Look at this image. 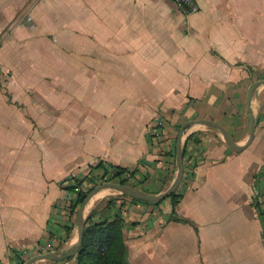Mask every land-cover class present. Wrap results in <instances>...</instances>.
Here are the masks:
<instances>
[{"label":"crops","instance_id":"crops-1","mask_svg":"<svg viewBox=\"0 0 264 264\" xmlns=\"http://www.w3.org/2000/svg\"><path fill=\"white\" fill-rule=\"evenodd\" d=\"M197 1L184 14L171 0H0V264H16L18 249L29 260L55 236L59 256L74 250L77 223L56 206L69 180L101 162L161 193L176 177L184 122L214 120L247 142V94L264 78V0ZM252 111L254 140L240 152L211 127L185 129L196 165L175 213L170 198L115 193L84 218L124 220L129 264H264V84ZM158 118L161 143L150 135Z\"/></svg>","mask_w":264,"mask_h":264},{"label":"trees","instance_id":"trees-1","mask_svg":"<svg viewBox=\"0 0 264 264\" xmlns=\"http://www.w3.org/2000/svg\"><path fill=\"white\" fill-rule=\"evenodd\" d=\"M187 147L184 148V162L187 163ZM105 163L101 162L97 167L104 165ZM130 169L117 167L116 177L121 176ZM136 170H130V175L134 176ZM115 177V178H116ZM188 175L185 174L183 180L186 182ZM77 185L80 184V181L76 178H73ZM121 183L127 184L128 179H120ZM129 184V183H128ZM75 186L66 187L68 189H74ZM89 192H79L78 199L74 205L77 213L86 199ZM184 190L178 188L170 197L173 211L178 206L181 198L183 197ZM262 194V192L260 193ZM126 196L125 194H121ZM116 196L109 197L108 200L102 201V204L109 206L113 203ZM166 198V199H168ZM133 201H140L145 203H151L149 201H144L141 199L132 198ZM161 203V202H159ZM255 203L261 207V203L255 201ZM262 208V207H261ZM95 211H92L87 218L86 226L84 229V237L82 244L80 246L79 252L77 254L76 262L77 264H129L128 261V246L125 241L124 232H123V223L124 220L117 215L115 218L110 219L108 217L103 218L100 221L94 220ZM262 220L264 222V208L260 210ZM173 220H180V218L174 217ZM70 232V227H66V235ZM67 237V236H66Z\"/></svg>","mask_w":264,"mask_h":264},{"label":"water","instance_id":"water-1","mask_svg":"<svg viewBox=\"0 0 264 264\" xmlns=\"http://www.w3.org/2000/svg\"><path fill=\"white\" fill-rule=\"evenodd\" d=\"M262 84H264V78L254 81L250 85L249 91L247 94V106H248L249 113H250V134L245 144L240 145L236 143L231 137L229 131L222 124L214 120L191 119V120L184 122L180 128V131L177 137V143H176L177 173H176V177L174 181L172 182V184L169 186L167 190L161 193H150L147 191L140 190L134 186L124 184L121 182H116V181H106V182H103L102 184L95 186L88 193L86 199L80 206L78 213H77L76 223H77V228H78V241H77V244L74 250L62 256H59L58 252L37 254L33 256L32 258H30L29 260H27L24 264H31L32 262L39 260V259H58L59 260V259L67 258L69 256L77 255L79 252L80 246L82 244V241H83L84 229L86 226V219L84 218V210L86 208L87 203L90 201V199L95 194H97L103 189H106V188L116 189L120 191L121 193L128 195L131 198L141 199L144 201L155 202V203L162 202L166 198L170 197L180 187L181 182L184 178L185 164H184V144L182 143V138H183L184 131L187 127L194 125V124H201V125L211 127L217 130L223 136L224 140L227 142L231 150L235 152H240L244 150L254 140L255 130H256V117L252 111V98L254 96L256 89Z\"/></svg>","mask_w":264,"mask_h":264},{"label":"built area","instance_id":"built-area-1","mask_svg":"<svg viewBox=\"0 0 264 264\" xmlns=\"http://www.w3.org/2000/svg\"><path fill=\"white\" fill-rule=\"evenodd\" d=\"M174 2L179 10H181L184 14H192L196 13L200 10V5L197 0H171ZM165 121L162 118L156 119L151 128H150V135L152 140L161 143L162 137H163V127H164ZM187 163L185 164V174L188 175V178L192 176L195 168V161L194 158H192L190 155L187 154ZM117 173V168L114 166L105 163L102 166L99 167H92L88 174L79 179L80 184L77 185V182L74 179H71L67 183V188L70 186H75L74 189H67V195L65 198H62L58 204L57 209L59 210V216L61 218H64L69 224L71 225V222L76 221L77 211L74 209V205L76 204V201L78 199V193L79 192H90L95 186L102 184L106 181H114ZM130 175V170L125 172L119 177V179H125L128 178ZM260 180H264V169L260 172V175L258 177ZM187 186V183L182 180L181 185L179 188L182 190H185ZM66 230V229H65ZM62 244L61 237L55 236L51 238L42 239L37 247L38 254H45L50 252H57L59 247ZM27 254L26 250L18 249L15 251V262L16 264H24L27 261Z\"/></svg>","mask_w":264,"mask_h":264},{"label":"rangeland","instance_id":"rangeland-1","mask_svg":"<svg viewBox=\"0 0 264 264\" xmlns=\"http://www.w3.org/2000/svg\"><path fill=\"white\" fill-rule=\"evenodd\" d=\"M114 181L120 182V179L119 178H115ZM128 185H130V184H128ZM103 191H104V195H103L102 198H99L98 201H106V200H108L109 197L115 196L114 195L115 193L122 194L120 191H118L116 189H112V188H106Z\"/></svg>","mask_w":264,"mask_h":264},{"label":"bare ground","instance_id":"bare-ground-1","mask_svg":"<svg viewBox=\"0 0 264 264\" xmlns=\"http://www.w3.org/2000/svg\"><path fill=\"white\" fill-rule=\"evenodd\" d=\"M103 195H104V191L103 190H101L100 192H98L97 194H95L91 199H90V201L87 203V206H86V209H85V211L87 212L93 205H94V203L99 199V198H101V197H103ZM86 212H85V214H86ZM89 212V211H88ZM87 212V213H88Z\"/></svg>","mask_w":264,"mask_h":264}]
</instances>
